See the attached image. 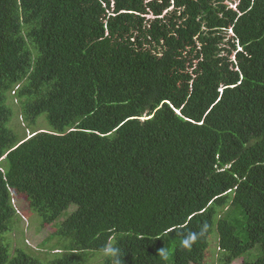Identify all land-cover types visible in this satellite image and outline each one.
<instances>
[{
  "label": "trees",
  "instance_id": "1",
  "mask_svg": "<svg viewBox=\"0 0 264 264\" xmlns=\"http://www.w3.org/2000/svg\"><path fill=\"white\" fill-rule=\"evenodd\" d=\"M225 2L0 0V264H264V0ZM17 200L66 214L38 252Z\"/></svg>",
  "mask_w": 264,
  "mask_h": 264
},
{
  "label": "rangeland",
  "instance_id": "2",
  "mask_svg": "<svg viewBox=\"0 0 264 264\" xmlns=\"http://www.w3.org/2000/svg\"><path fill=\"white\" fill-rule=\"evenodd\" d=\"M234 0H226V4L230 7V8H237L236 3L238 2V0L234 3L232 2ZM148 18H153L152 15L148 16ZM230 35H233L232 33H230ZM45 117H41L38 119L37 124L32 127L28 124L27 127H20L19 125L16 126L15 121L18 119V115L13 116L12 122H11V127L14 129V131L17 133L18 135V139H23L27 136V134L30 133V130H40V129H47L50 130V126L49 124L46 123ZM28 130V132H27ZM15 207H16V211L18 213V217L16 221L20 222V231H13L11 233V237H10V243H11V250L14 251L16 246L18 245V241H20V246H27V244L32 248V250H34L35 252L39 251L40 245H42V243L46 242L47 237L49 236V234L51 233V231L55 230V226L56 229H59V227L62 224V221L64 219V217L66 216V214L58 220V222H56L54 225H52V227H50V229L45 228V229H41L39 230V224L36 223V221L40 222V218L39 216L33 212L32 210H30L28 204L24 201V200H17V201H13ZM230 211L228 209L225 210V212H221V216H225L226 213ZM241 221H245V217L244 216H240L238 215V213L236 214ZM36 225H35V223ZM38 228V229H37ZM238 234L240 236V238L243 241L247 240V236L245 231L243 230V225L239 224L238 227ZM62 239V237L57 236L56 238H54V241L50 244H48L44 249H41V254H45L46 252H49L52 256L51 258L54 259L56 257H58V252L56 250H54L57 242H60ZM26 252H28L29 254L31 253L27 248L24 249ZM261 247L257 246L254 250L249 251L246 255H244L242 258H240L239 260L234 261L232 264H242L243 260H246L247 262H254L255 260L258 259L259 256H261ZM32 254V253H31ZM219 251L217 249H213L212 250V257L209 261L208 264H220V262L218 261V256ZM92 257V258H91ZM108 256L105 254V252L103 251H96L93 253H88L87 255V261L88 264H100L102 262L105 261V259ZM40 259V258H39ZM172 264V263H169Z\"/></svg>",
  "mask_w": 264,
  "mask_h": 264
},
{
  "label": "clouds",
  "instance_id": "3",
  "mask_svg": "<svg viewBox=\"0 0 264 264\" xmlns=\"http://www.w3.org/2000/svg\"><path fill=\"white\" fill-rule=\"evenodd\" d=\"M203 233H193L189 232L182 240V245L184 247L190 248L192 244L198 239L199 235H202ZM105 254L109 256V258L112 260V264H120L119 256H120V250L115 247H108L106 249H103Z\"/></svg>",
  "mask_w": 264,
  "mask_h": 264
}]
</instances>
